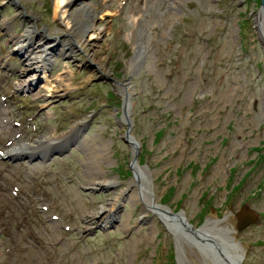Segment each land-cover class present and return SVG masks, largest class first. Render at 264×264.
Instances as JSON below:
<instances>
[{
  "label": "rangeland",
  "instance_id": "rangeland-1",
  "mask_svg": "<svg viewBox=\"0 0 264 264\" xmlns=\"http://www.w3.org/2000/svg\"><path fill=\"white\" fill-rule=\"evenodd\" d=\"M262 3L0 0V264H264Z\"/></svg>",
  "mask_w": 264,
  "mask_h": 264
},
{
  "label": "bare ground",
  "instance_id": "bare-ground-1",
  "mask_svg": "<svg viewBox=\"0 0 264 264\" xmlns=\"http://www.w3.org/2000/svg\"><path fill=\"white\" fill-rule=\"evenodd\" d=\"M64 0H57V2H58V5L57 6H60L61 4H62V2H63ZM263 7H264V0H263ZM263 22H264V13H262V12H260L259 13V15H258V18H257V23L259 24V27L262 29V30H264V28L262 27V25H263ZM30 37H31V34H29V36L27 37V38H29L30 39ZM70 48H68V50H69ZM127 103V104H126ZM126 103H125V106L126 107H128V102L126 101ZM26 148V147H25ZM20 150V149H19ZM13 152L14 151V149H10V150H7V151H5L6 152V154H8L9 152ZM23 151V150H22ZM26 152H28V151H26ZM136 173H137V176L138 177H140V182H141V186L143 187V188H145V186H146V182H145V178H144V175L145 174H143V171H142V169L141 168H139L138 167V169L136 170ZM142 195H144L143 193H142ZM153 209L154 210H156V211H158L159 213H161V215H162V217L164 218V221H165V223L171 228V227H175V229H177L178 230V228L182 231V229H185L183 226H181V224H178L177 222H175L174 221V219L172 218V217H168V216H166V215H169L170 214V212L167 210V209H164V208H161V206H159V205H157V204H154L153 205ZM170 216H173V217H175L176 218V220L177 219H182L181 218V216L180 215H177V216H175V215H170ZM185 226V225H184ZM213 228V227H212ZM211 228H209V226H208V222H205L199 229H198V232L196 233L197 235H199V236H201V237H206L207 239H211L212 240V238H213V235H211V233L213 232L214 233V231L213 230H210ZM241 229V228H240ZM240 229H238V230H240ZM212 231V232H211ZM216 231V230H215ZM209 239V240H210ZM214 239V238H213ZM221 243V240L219 239V241H218V244H220ZM221 246H222V248H224L225 250H229V251H231V253H232V263L231 264H237L238 262H239V259H240V255L241 254H239L238 253V251H237V249H238V246H237V243H235V242H233L230 238H223L222 239V244H221ZM209 248H211V246L209 247ZM240 249V248H239ZM228 254V253H227Z\"/></svg>",
  "mask_w": 264,
  "mask_h": 264
}]
</instances>
